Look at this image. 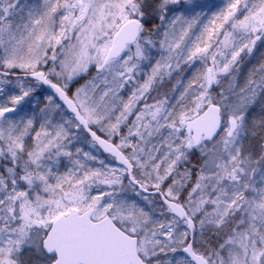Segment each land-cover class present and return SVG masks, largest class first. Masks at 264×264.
Instances as JSON below:
<instances>
[{"label":"snow or ice","instance_id":"obj_1","mask_svg":"<svg viewBox=\"0 0 264 264\" xmlns=\"http://www.w3.org/2000/svg\"><path fill=\"white\" fill-rule=\"evenodd\" d=\"M0 264H264V0H0Z\"/></svg>","mask_w":264,"mask_h":264}]
</instances>
